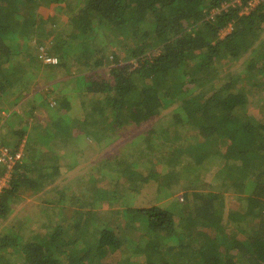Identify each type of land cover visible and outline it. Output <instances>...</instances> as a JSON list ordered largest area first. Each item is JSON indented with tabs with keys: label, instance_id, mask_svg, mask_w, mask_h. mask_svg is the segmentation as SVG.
Segmentation results:
<instances>
[{
	"label": "trees",
	"instance_id": "1",
	"mask_svg": "<svg viewBox=\"0 0 264 264\" xmlns=\"http://www.w3.org/2000/svg\"><path fill=\"white\" fill-rule=\"evenodd\" d=\"M62 19L68 35L48 28ZM263 32L264 0H0V143L19 155L11 167L0 163L10 174L0 192V264H264V117L249 113L250 95L264 93ZM43 71L75 86L52 83L47 103L37 91L43 75L33 79ZM175 103L165 124L185 128L182 136L146 130L139 147L111 161L125 165L122 177L55 187L59 145L113 140ZM210 167L223 171L220 185L203 180ZM174 177L185 180L181 197ZM152 183L150 204L140 205ZM227 194L236 205L226 214ZM34 195L41 223L26 215L5 224Z\"/></svg>",
	"mask_w": 264,
	"mask_h": 264
},
{
	"label": "rangeland",
	"instance_id": "2",
	"mask_svg": "<svg viewBox=\"0 0 264 264\" xmlns=\"http://www.w3.org/2000/svg\"><path fill=\"white\" fill-rule=\"evenodd\" d=\"M59 27L58 26H54L53 24H49V29L54 31V30H58V32H61L62 34H70L71 32V24L67 22L66 19H62L59 20ZM56 24V23H55ZM58 25V24H57ZM61 34V35H62ZM261 39L263 41L264 39V32L261 34ZM258 42V41H257ZM47 47V46H46ZM44 46V48H46ZM256 47V44L255 46ZM253 47V48H254ZM41 48V47H40ZM248 52L247 54L243 55L241 59H239L234 66H232L231 70H235L236 68H238V66L240 65V63L242 61H244V65H245V61L249 60L250 57H254V53ZM41 50H43L41 48ZM250 56V57H249ZM241 65L239 66L238 70H240ZM237 70V69H236ZM59 74V73H56ZM225 74V72H223L221 74V76H223ZM40 75H43V83L39 85V87L37 88V91L39 90V94H41V96L43 98H45L46 102L49 103V101L51 100V96H46V91L47 89H49L52 86V83L56 84L55 86H53V88H57L60 89L62 87H64L65 90H70L71 88H73L75 86L74 84V77H70L67 75H55L54 77V73H49L47 71H43L40 74L39 73H35L33 74V79L35 80V78L37 77V81L40 77ZM52 75L54 77V79H50L51 81L48 80V76ZM64 80H67V82L64 83H60ZM197 91H195L196 93ZM71 94V93H70ZM252 95V96H251ZM250 95V105H249V113H251L252 115H261V117H264V93L262 94L261 91H256ZM41 96L38 95V93H36V95L33 96L34 99H32L34 104H38L41 101ZM26 98L31 97V95H26ZM52 101V100H51ZM178 105V106H177ZM179 104L175 103L172 106L164 109L158 116H156L155 118H153L152 120L148 121V123L142 127H132L131 129L128 130V132L126 134H121V136H117L115 139L110 140V139H101L100 141H95L93 139H89L86 138L85 140H76V141H70L72 145V142L74 143V145L76 146V148H74L73 151L69 150V146H65V145H59V156L60 159L63 160V163L65 165H68L71 162L70 159V155H77L80 157L79 158V162L76 163V165L74 167H72V171L74 173L77 174H81L82 179L79 181V184H88L89 178L91 176L100 178L101 174H106L109 176H114L116 178H120L122 177V169L124 168L125 165L118 167L112 164L111 161L115 160V159H119L121 158V156L123 154L122 151H124L126 149V147L131 146L130 149H132V147L134 145H136V141L138 140V138L140 137L141 134L146 133V130H152L153 133L158 132V134H161L166 128L168 124H165L168 121H175V116H173L175 114V111L179 110ZM52 110V109H51ZM19 111V109H18ZM50 112V110L47 109V112ZM47 112H46V108L43 110L42 113L40 114H45L44 116H47ZM21 113V111H20ZM23 118H29V115H26L25 113H21ZM74 116L78 115V112L73 114ZM20 119V118H18ZM45 119L43 118L40 122V124H44ZM39 123H36V125L38 126V128H40ZM165 124V125H164ZM160 125H164L165 128L162 130H155V128H159ZM11 130V129H10ZM38 130V129H37ZM181 131V132H180ZM180 131H173V128L168 129L165 132V134L168 135H175V134H179L180 136H182V134H184L185 128L180 129ZM37 132V131H36ZM188 132V131H187ZM192 132V131H191ZM4 131L0 129V137L2 135H4ZM35 139V137H34ZM60 142L62 143H69V141H64V140H60ZM170 142V141H169ZM169 142H164L161 145V149H166L165 152H167L166 154H170L172 151V147L170 145ZM140 145V144H139ZM137 146V145H136ZM139 147V146H137ZM129 150H126L125 152H127ZM131 151V150H130ZM129 151V152H130ZM124 152V154H125ZM37 156V153L35 154V157ZM141 161H145L144 159H141ZM175 165V164H174ZM176 165H178L176 163ZM173 167L172 171H176L178 170V166ZM208 171H204L203 172V180L206 179L207 182L211 183V184H216V185H220V181L218 180V175H220V171L221 168L219 167H210L207 168ZM219 169V170H218ZM122 173V174H121ZM223 173V171H222ZM70 171L69 169L64 172L63 174H59L55 177V181L53 182V184L55 183V187H61L60 184H66L65 179L70 177ZM123 179H119V181H122ZM185 183V180L181 179V178H171V187H173V191L176 190V192H174L172 195L173 196H178L181 197L182 193H183V185ZM154 187H157L156 183H152L147 185V187H145L143 189V191H141V195L140 197L137 199V203H139L140 205H149L150 204V195L154 194L153 189ZM48 189H51L53 187H46ZM73 187H70V190ZM78 188V187H77ZM87 188V187H86ZM226 187H224L225 189ZM52 191V189L50 191H48L47 193H50ZM91 191V188H90ZM172 191V190H171ZM49 197H51V193L49 194ZM28 198V199H27ZM26 199L22 200L21 202H19L17 205H15L14 207V211L12 216L10 217V219L5 222V224H19L20 222L24 221V218L27 216H31V217H36V223L37 226L41 223V221L43 220V216L42 215H38L37 212V208L41 207L43 204V199H41V197H37V196H32V197H27ZM153 200V199H152ZM225 207H227V212L230 210V208H234V206L236 205V198L232 197L230 194L225 195ZM102 203V202H101ZM103 204V203H102ZM104 215V214H103ZM106 217V214L104 216H101L100 218ZM119 221H122V219L119 217L118 218ZM10 221V222H9ZM123 253H121V257L123 258ZM128 253V252H127ZM127 253H124L125 255H127Z\"/></svg>",
	"mask_w": 264,
	"mask_h": 264
},
{
	"label": "built area",
	"instance_id": "3",
	"mask_svg": "<svg viewBox=\"0 0 264 264\" xmlns=\"http://www.w3.org/2000/svg\"><path fill=\"white\" fill-rule=\"evenodd\" d=\"M253 5H254V3L251 2L250 6H253ZM250 6H245V8H244L245 11L249 10ZM44 61L46 63H49V64L50 63L56 64V63H58V58L55 56L45 55ZM18 157H19V155L13 156L12 154H10L8 148L3 146L0 143V163L6 164L8 167H11L12 164L14 163V161L17 160ZM9 176H10V174L8 173V171L0 173V192H1L3 187L8 186Z\"/></svg>",
	"mask_w": 264,
	"mask_h": 264
},
{
	"label": "crops",
	"instance_id": "4",
	"mask_svg": "<svg viewBox=\"0 0 264 264\" xmlns=\"http://www.w3.org/2000/svg\"><path fill=\"white\" fill-rule=\"evenodd\" d=\"M60 158V157H59ZM79 156L77 155V157H76V155H70V159H71V162L68 164V165H65L64 163H63V160L62 159H60L59 161H60V169L62 168V169H64V171L62 172V174L64 173V172H66L68 169H69V171H70V177L69 178H67V179H65V180H67L66 181V183L67 184H75V183H79V182H77L76 180H81L82 179V177H81V174H77V173H74L71 169H72V167H74L75 165H76V163H78L79 162ZM62 164H63V166H62ZM55 184V183H54Z\"/></svg>",
	"mask_w": 264,
	"mask_h": 264
}]
</instances>
